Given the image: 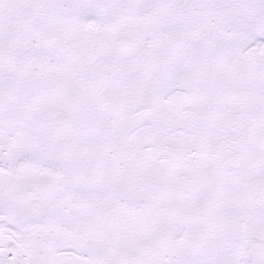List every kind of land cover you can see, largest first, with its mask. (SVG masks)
<instances>
[{"label": "snow or ice", "instance_id": "snow-or-ice-1", "mask_svg": "<svg viewBox=\"0 0 264 264\" xmlns=\"http://www.w3.org/2000/svg\"><path fill=\"white\" fill-rule=\"evenodd\" d=\"M0 264H264V0H0Z\"/></svg>", "mask_w": 264, "mask_h": 264}]
</instances>
